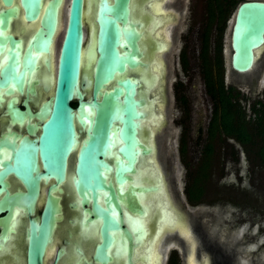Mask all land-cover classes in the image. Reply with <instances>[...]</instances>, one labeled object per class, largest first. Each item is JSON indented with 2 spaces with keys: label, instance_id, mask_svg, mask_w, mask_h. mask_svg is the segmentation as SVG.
I'll return each instance as SVG.
<instances>
[{
  "label": "water",
  "instance_id": "obj_1",
  "mask_svg": "<svg viewBox=\"0 0 264 264\" xmlns=\"http://www.w3.org/2000/svg\"><path fill=\"white\" fill-rule=\"evenodd\" d=\"M3 1L10 4L12 0ZM16 1L26 18L39 15L40 24L22 44L19 38L1 31L4 15L11 14L13 6L0 11V85H6L7 92L13 89L21 92L23 84L29 87L34 79L43 89L52 84L50 92L33 111L26 98L21 101L23 108L14 105V96L6 101L12 119L27 120L26 133L17 144L7 143L12 150L0 168V175L12 173L24 186V192L16 195L25 216L22 226L24 264H40L55 221L61 215L59 212L56 218L57 198L49 191H61L60 184L64 181L78 193L79 204L89 205L83 207V220L97 224L100 241L91 250L94 259L104 263L111 250L125 264H132L133 260L136 264H152L151 260L153 264H163V240L171 230L165 229L159 235L158 221L165 210L172 209L175 214V207L184 209L171 201L166 207L165 200L170 196L160 170L147 182L152 186L148 190H141L140 182L129 183L124 176H132L131 127L136 119L134 110L139 96L150 103L151 112L144 113L146 118L156 112L163 117L167 63L161 54L157 55L161 58L158 61L160 71L156 70L159 75L155 73L157 83L145 85L143 68L134 63L137 54L132 29H137L139 24L138 20L127 19V0H99L94 12L95 32L89 39L93 49L86 54L81 49L84 37L82 0ZM170 24L166 23L168 29ZM60 26L62 30L53 67V47ZM229 44L230 69L239 73L248 71L256 60L257 50L264 45V0H241L236 5ZM161 48L162 51L169 48L168 33L163 37ZM154 86L156 91L150 89ZM73 98L77 99L74 107L70 104ZM151 153H144L141 163L155 162L159 166L155 149ZM147 155L150 159H146ZM106 163L109 170H106ZM49 179L52 181L37 211L35 199L41 183ZM158 185L164 194L162 200L158 199L159 191H155ZM143 192L152 193L153 215L145 223L146 212L132 204L136 199L123 198L128 193L135 198L142 197ZM13 196H7V208L10 200H14ZM121 201H126L134 212L133 215L125 212L124 220L120 214ZM70 204L74 207L75 202ZM7 216L9 219V211Z\"/></svg>",
  "mask_w": 264,
  "mask_h": 264
},
{
  "label": "flooded vegetation",
  "instance_id": "obj_2",
  "mask_svg": "<svg viewBox=\"0 0 264 264\" xmlns=\"http://www.w3.org/2000/svg\"><path fill=\"white\" fill-rule=\"evenodd\" d=\"M223 1L224 0H221L220 2ZM240 1L241 0H239L237 4ZM98 2L99 0H82L81 21L84 37L81 49L85 54L93 49L89 44V39L93 32H95L96 15L94 12ZM135 2L141 4L140 6L144 11L143 16L136 15L137 9ZM157 4H160V8L155 10L154 7ZM207 4V0H127V19L132 21L138 20L137 23L139 25L141 24L140 19L142 20L143 26L137 27L139 34L142 35L139 39H144L145 42H151L152 45L154 44L153 41H155L157 45H155L156 47H154V49H148V47L146 49L151 51L152 55H158V52H161L159 54H164L171 50L172 37L175 36L177 24L182 20V17L186 16L185 19L189 20V16H192L193 14L194 17V12H197L198 15H196V17L200 21V24L193 36V42L195 45L194 49L197 58V69L199 68L201 53L209 55V60L211 61L210 64H212L213 68V55L217 44L220 46V54L222 55L221 37H219L218 42L216 40V23L220 22L224 17L225 21H227L229 12L224 16L220 7H214L215 3H212L213 8H208ZM13 5H16L17 12L15 15L8 16L7 25L3 27L1 31L4 34L9 33L13 37L19 38L21 43L24 44L28 36L33 34L39 26L40 16L36 15L32 18H26L22 13V7L16 0H12L10 4H6L3 0H0V11ZM167 19H169V22L171 23L169 29L166 26ZM166 33H169V48L168 50L159 51L161 50V43ZM179 33H181L183 37L187 36L189 34L188 26H186L184 31L180 30ZM6 45L7 43L5 46ZM143 49H145V47ZM180 50L178 56L181 62V53L184 54L186 50L184 51V48H181ZM258 54H264V45L257 50L256 60ZM1 57L2 51L0 50V66L2 65ZM164 59L165 58H163V60ZM256 60L248 71L242 73L236 72V74H239V77H230L227 81L223 78L224 70L222 69L224 86L226 87L230 85L237 90L241 103L246 100L247 97H252L254 94L261 99L264 98V76H262V72L264 71V59H262L261 62H256ZM150 62H153V59L150 60ZM164 63H166V60H164ZM90 64H92V62ZM261 81H263L262 84L260 83ZM31 83L34 85V92L31 93L28 92V86L25 83L22 86L21 92H18L16 89L7 92L6 85H0V168L3 165V162L7 160L8 154L12 150L11 146H15L19 138L26 133L25 124L27 122L26 118L19 121L12 119L7 111L6 101L10 96H14V105L23 108L21 101L26 98L28 107L33 111L43 100L44 95L42 93L46 89H43L42 85L38 82L31 80L29 85H31ZM202 86L204 90L203 81ZM155 88L156 86H154V89L152 90L156 91ZM171 88L173 93L171 95L175 97L173 86H171ZM49 92L50 90H48L47 93ZM243 96L245 98H243ZM254 98L256 97H252L251 99ZM166 103L167 98L163 104V117L160 118V124L162 125L158 127L159 130L155 133L156 135L154 134V141L156 143L155 156L156 161L159 163V170L165 179L164 183L167 184V186L165 184V187L170 196L169 199L172 204H178L180 190L175 179L176 160L173 150L175 138L172 131L173 126L168 125L165 109ZM70 104L73 107L76 106L77 99L73 98L70 101ZM210 111L211 107L205 122L202 121L201 126L197 128V136L200 138V145L206 135V126L210 118ZM203 122L204 124L202 125ZM182 134H185L184 127H181L179 130L177 150ZM227 140L229 141L228 138ZM8 142L11 146L7 144ZM184 142L186 145L187 143L185 139ZM51 181L52 180L49 179L46 183H41V190L38 192V196L34 202L37 211L41 206L43 198H45L46 188ZM60 186L62 188L61 191H49L51 196L57 198L61 215L60 218L55 221L50 240L46 243L41 255L40 264H74L80 256H83L90 262V264H125L123 259L121 260L118 256L113 255L111 250L109 251L108 259L104 263L93 258L91 250H93V245L100 241V236L97 232L96 223L90 224L83 220L85 216V213H83V207H88L89 205H82L77 202V199L79 198L78 193L71 188L69 183L64 181ZM23 192L24 186L17 176L12 173L0 175V264H24V239L22 226L25 216L23 214V207L16 201V195L22 194ZM135 193L136 192H134V194ZM151 194L152 193L150 192H143L142 197L135 198V196L128 193L127 196L123 197H130L134 200L136 199L132 204L146 212L143 217L144 223L146 220L150 219V207L152 202ZM8 195H14V200L12 198L9 202V208H7ZM73 201L75 202L74 207L70 204ZM186 202L191 206V209L186 208L184 205V207L182 206L184 211L175 207L177 213L175 214L181 215L186 221V234L183 235L174 229L165 236L163 245H170L167 249H164L165 255L163 264H264V258H261L259 255L252 256L250 261L245 260L247 245L246 233L242 237L238 232L241 218H234L233 213H231L233 218H226L222 215V212L216 215L212 210L200 209L197 205L200 202L195 204H191L187 200ZM99 203L103 205L101 201H99ZM179 204L181 205V203ZM119 206L123 220L126 216L124 214L125 212L133 215L134 212L129 209L126 201L119 202ZM7 211L10 212L9 219ZM122 224H125V222L123 221ZM75 248H78L80 252H77ZM13 250L14 254L12 255ZM79 264L82 263L79 262ZM132 264H136V261L133 260Z\"/></svg>",
  "mask_w": 264,
  "mask_h": 264
},
{
  "label": "rangeland",
  "instance_id": "obj_3",
  "mask_svg": "<svg viewBox=\"0 0 264 264\" xmlns=\"http://www.w3.org/2000/svg\"><path fill=\"white\" fill-rule=\"evenodd\" d=\"M238 1L239 0H236L234 2L221 33V58L224 70L223 78L225 81H227L230 77H239V74L231 71L229 67V56L231 53L229 46L230 26ZM135 5L137 9L136 15L143 16L144 11L140 6L141 4L135 2ZM16 12L17 7L16 5H13V11L9 15H15ZM9 15H4V27L7 25ZM194 15V17L193 14L192 16H189V20H186V16H184L182 17V20L178 22L175 36L172 37V48L169 52L163 54L167 63V72L165 76L167 103L165 109L168 125L173 126L172 131L175 138L173 150L176 160L175 179L180 190V198L178 202L181 203V206L184 205L189 209H191V206H189L186 202L184 194L182 193L185 168L179 158L177 150L178 134L181 127H184V139L187 143L186 145H188L186 146L185 158L190 161H192V159L193 161H196L200 147V138L197 136V128L201 126L202 121L205 122L211 107L210 99L203 90L201 76L196 65L197 58L196 51L194 49L195 45L193 42V36L200 24V21L196 17V15H198L197 12H194ZM140 22L141 24L139 27H142L143 23L141 19ZM186 26H188L189 34L183 37L179 31H184ZM132 33L135 40L133 42V46L135 53L137 54V58L134 63L143 68L142 71L145 85L156 84L157 76L155 72L157 71H152V65H158V61H160V59L159 57H156L157 55H152L151 51L148 49H154L157 43L153 41L154 44L152 45L151 42H145L144 39L140 40L139 38L142 35L139 34L137 29H132ZM60 35L61 33L58 35L59 39ZM59 39L57 41L58 44ZM144 47L145 49H143ZM147 47L148 49H146ZM181 48H184V51L186 50L184 52L186 60L185 68L182 67V62H180V58L178 56ZM152 59L153 62H150ZM262 59H264V54H258L256 62H261ZM262 76H264V71L262 72ZM262 82L263 81L260 83L262 84ZM171 86H173L175 97L171 95L173 94ZM145 90L146 87L143 88V91ZM28 92H34V85L32 83L28 87ZM178 94H182L185 97V102L180 101ZM252 97H257V95L254 94ZM252 97H247V99L242 102L246 113L250 112L249 103ZM156 103L161 104V102ZM149 105L150 103L147 98L145 99L144 97L139 96L138 103L136 104L137 109L134 110L136 119L133 121V126L131 127L133 133L131 160L134 163L133 166L131 165L132 176H124L129 183L133 182L136 184L137 182H140L141 186L139 187L140 189L142 188L141 190H148L152 188V186H149L147 182L151 180L153 173L158 174L157 169L159 171V166H157L155 162H152V164L149 163L151 165L141 163V158L145 156L144 153H151V151L155 149V142L153 141L154 139H152L154 136H151L153 132L156 133V131L159 130L158 127L161 122L159 112L153 114L150 113L151 116H148V118L144 116L145 112L148 114L151 112ZM183 107L187 108V111H184ZM157 121L160 122L157 123ZM228 139L233 143V146L236 149L237 161H231L228 153H222L223 147H219L221 142L217 140L213 141L215 154H213L211 174L208 179L209 182H207L209 186H207L203 201L197 205L202 210H212L216 215L222 212V215L226 218H233L231 213H233L234 218H241L238 232L242 235V237L246 233L247 245L245 260L250 261L251 257L256 255L264 258V168L259 164L249 166L245 152L243 151L241 145L231 138ZM137 151L139 153H137ZM146 159H150V156L147 155ZM105 165L106 170H109V165L107 163ZM146 174L148 175L146 176ZM155 191H162L161 186L158 185ZM55 210L57 218L60 212L57 201L55 202ZM170 213L171 211L169 214ZM151 215L153 214L150 209V220ZM173 221L174 219H170V224H172ZM75 249L77 252H80L78 248ZM13 254L14 250L12 251V255ZM78 261L82 264H90V262L83 256H80L74 264H79Z\"/></svg>",
  "mask_w": 264,
  "mask_h": 264
},
{
  "label": "trees",
  "instance_id": "obj_4",
  "mask_svg": "<svg viewBox=\"0 0 264 264\" xmlns=\"http://www.w3.org/2000/svg\"><path fill=\"white\" fill-rule=\"evenodd\" d=\"M220 1L207 0V5L208 8H213L212 3H215L214 7H220L225 16L230 12L236 0ZM216 25V40L218 42L225 25V17ZM199 61L198 71L204 84V90L211 101L206 135L199 147L196 161L185 158L186 145L183 134L178 146L179 158L185 168L183 193L185 199L191 204L202 202L207 186H209L207 182H209L213 154H215L214 140L221 142L219 147H223L222 153H228L231 161L236 162V149L227 138L235 140L245 152L249 166L259 164L264 168V98L251 99L250 112L246 113L239 100L238 91L230 85L225 87L223 84L219 44L215 47L213 68L209 55L201 53ZM181 62L182 67L185 68L186 60L183 53H181ZM243 98L245 97L243 96ZM179 99L181 102H185V97L182 94L179 95ZM183 110L187 111V108L183 107Z\"/></svg>",
  "mask_w": 264,
  "mask_h": 264
},
{
  "label": "bare ground",
  "instance_id": "obj_5",
  "mask_svg": "<svg viewBox=\"0 0 264 264\" xmlns=\"http://www.w3.org/2000/svg\"><path fill=\"white\" fill-rule=\"evenodd\" d=\"M67 1V0H66ZM160 4H157L154 8H155V10L156 9H159L160 7ZM170 15V14H169ZM166 16V15H165ZM171 16V15H170ZM172 16H174V15H172ZM156 17V16H155ZM158 20V19H157ZM168 21H166L167 23L169 22V19H167ZM170 21H171V19H170ZM161 22V21H160ZM172 22V21H171ZM157 23V22H156ZM164 23V22H163ZM146 27V26H145ZM160 28V27H159ZM164 29V28H163ZM61 30H62V26H60L59 27V32H58V35H59V33L61 32ZM156 30V29H155ZM162 31V30H161ZM169 31V30H168ZM159 32V31H158ZM157 32V33H158ZM156 34V33H155ZM169 34V33H168ZM157 35V34H156ZM160 35V34H159ZM155 36V35H154ZM58 39H59V36L58 37H56V39H55V42H54V47H53V56H52V63H53V67H54V63H55V59H56V53H57V49H56V47L58 48ZM170 40V39H169ZM170 45V44H169ZM259 50V49H258ZM159 51H162V48H161V50H159ZM166 52V51H165ZM159 53H161V52H158L157 54L159 55ZM161 55H163V53L161 54ZM157 57V56H156ZM164 58V57H163ZM159 59H161V58H159ZM158 59V60H159ZM165 60V59H164ZM152 65V64H151ZM152 69H154V71H156V70H158V71H160V66H159V64L158 65H152ZM156 73V72H155ZM159 75V72H157V76ZM158 79V78H157ZM157 81V80H156ZM156 83V82H155ZM51 88H52V84L51 85H49V87H47V89L42 93L44 96L46 95V93L48 92V90H51ZM152 89H154V87H152L151 88V90ZM159 90V89H158ZM157 104V103H156ZM159 104V103H158ZM157 104V105H158ZM163 108H164V105H163ZM152 119V118H151ZM157 119V118H156ZM164 120V119H163ZM146 122V121H145ZM160 121H157V123H159ZM160 125H162V124H160ZM159 125V126H160ZM154 126H155V124H154ZM151 127H153V126H151ZM155 129V128H154ZM156 129H158V128H156ZM154 131V130H153ZM156 132H158V131H156ZM153 133H155V132H153ZM156 135V134H155ZM151 137H153V136H151ZM152 139H154V138H152ZM154 141V140H153ZM155 142V141H154ZM156 144V143H155ZM161 169V168H160ZM158 170V169H157ZM166 184V183H165ZM166 186H167V184H166ZM158 195V199H161L162 197H163V192L162 191H159V193L157 194ZM171 199H173V198H171ZM166 207H168V205H169V198H168V196H167V198H166ZM178 208V207H177ZM150 209H151V207H150ZM176 210V209H175ZM166 211V212H165ZM164 211V213H163V215H162V217L160 218V220L158 221V224H159V230H158V234L160 233H162L165 229H170V230H174V229H176L179 233H181V234H186V231H185V224H186V221L184 220V218L181 216V215H176V214H174V211L172 210V209H169L168 211L167 210H165ZM171 211V213L169 214V212ZM170 219H174V221H173V223L172 224H170ZM182 229V230H181ZM161 231V232H160ZM158 234H157V236H158ZM159 234V235H160ZM173 240V239H172ZM170 242V241H169ZM170 244H167V245H164V249H167V247L169 246ZM53 254V253H52ZM165 255V254H164ZM151 262H152V264H153V260H151Z\"/></svg>",
  "mask_w": 264,
  "mask_h": 264
}]
</instances>
